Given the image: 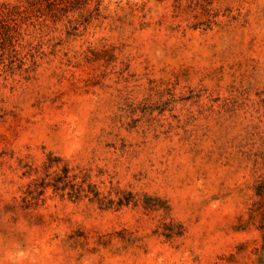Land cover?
Returning <instances> with one entry per match:
<instances>
[{"label":"rangeland","instance_id":"1","mask_svg":"<svg viewBox=\"0 0 264 264\" xmlns=\"http://www.w3.org/2000/svg\"><path fill=\"white\" fill-rule=\"evenodd\" d=\"M0 264H264V0H0Z\"/></svg>","mask_w":264,"mask_h":264}]
</instances>
